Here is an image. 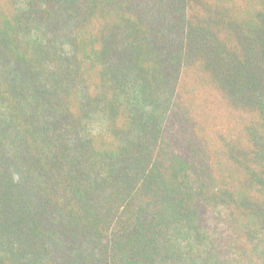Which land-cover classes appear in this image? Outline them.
I'll return each mask as SVG.
<instances>
[{
    "label": "trees",
    "instance_id": "16d2710c",
    "mask_svg": "<svg viewBox=\"0 0 264 264\" xmlns=\"http://www.w3.org/2000/svg\"><path fill=\"white\" fill-rule=\"evenodd\" d=\"M0 264H264V0H0Z\"/></svg>",
    "mask_w": 264,
    "mask_h": 264
}]
</instances>
